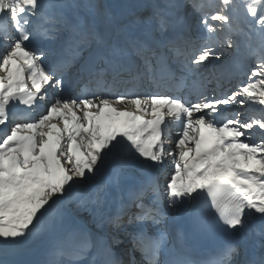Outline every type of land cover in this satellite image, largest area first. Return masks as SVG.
<instances>
[{"label": "snow or ice", "instance_id": "6c2138e0", "mask_svg": "<svg viewBox=\"0 0 264 264\" xmlns=\"http://www.w3.org/2000/svg\"><path fill=\"white\" fill-rule=\"evenodd\" d=\"M0 264H264V0H0Z\"/></svg>", "mask_w": 264, "mask_h": 264}]
</instances>
